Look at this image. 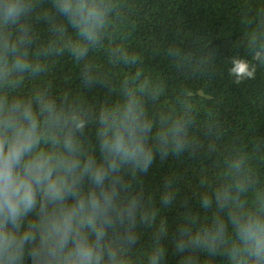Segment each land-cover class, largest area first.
Instances as JSON below:
<instances>
[{"label": "clouds", "instance_id": "1", "mask_svg": "<svg viewBox=\"0 0 264 264\" xmlns=\"http://www.w3.org/2000/svg\"><path fill=\"white\" fill-rule=\"evenodd\" d=\"M127 7L0 0V264H166V244L177 264H264V138L184 88L169 101L149 61L191 53L133 45ZM240 27L237 85L264 67V0H245ZM185 154L203 165L194 184L172 172L146 188L157 158Z\"/></svg>", "mask_w": 264, "mask_h": 264}, {"label": "trees", "instance_id": "2", "mask_svg": "<svg viewBox=\"0 0 264 264\" xmlns=\"http://www.w3.org/2000/svg\"><path fill=\"white\" fill-rule=\"evenodd\" d=\"M127 4L133 45L148 46L151 51L153 44L167 48L175 43L191 53L190 61L179 69L170 67V61L161 56L149 61L165 79L169 101L177 89L184 88L201 105L215 108L230 131L245 140L264 138V67L253 61L257 64L256 78L239 85L228 75L231 58L247 55L244 29L240 27L245 0H127ZM65 70L74 72L71 64ZM202 166L186 154L164 163L157 158L145 177L146 188L157 190L172 172L185 183L194 184ZM181 187L190 194L189 186ZM178 211L182 209L164 213L171 229L175 228ZM166 248V264H177L180 254L174 245L166 244Z\"/></svg>", "mask_w": 264, "mask_h": 264}]
</instances>
